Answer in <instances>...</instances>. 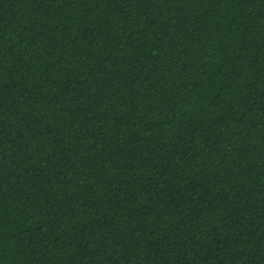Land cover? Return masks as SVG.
Returning a JSON list of instances; mask_svg holds the SVG:
<instances>
[{
    "label": "trees",
    "instance_id": "1",
    "mask_svg": "<svg viewBox=\"0 0 264 264\" xmlns=\"http://www.w3.org/2000/svg\"><path fill=\"white\" fill-rule=\"evenodd\" d=\"M0 264H264V0H0Z\"/></svg>",
    "mask_w": 264,
    "mask_h": 264
}]
</instances>
